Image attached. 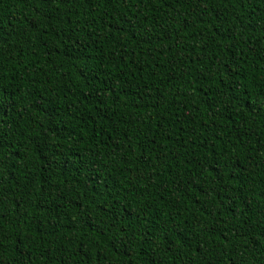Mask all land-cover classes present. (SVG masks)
I'll use <instances>...</instances> for the list:
<instances>
[{
    "label": "trees",
    "instance_id": "16d2710c",
    "mask_svg": "<svg viewBox=\"0 0 264 264\" xmlns=\"http://www.w3.org/2000/svg\"><path fill=\"white\" fill-rule=\"evenodd\" d=\"M0 264H264V0H0Z\"/></svg>",
    "mask_w": 264,
    "mask_h": 264
}]
</instances>
